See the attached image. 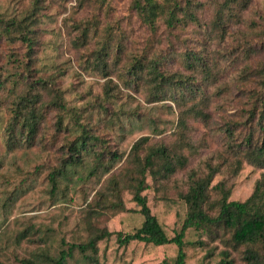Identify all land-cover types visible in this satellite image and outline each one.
I'll use <instances>...</instances> for the list:
<instances>
[{"label":"trees","instance_id":"16d2710c","mask_svg":"<svg viewBox=\"0 0 264 264\" xmlns=\"http://www.w3.org/2000/svg\"><path fill=\"white\" fill-rule=\"evenodd\" d=\"M254 1L128 0V20L148 33L130 50L125 31L108 22L109 0H76L74 13L87 9L90 19L70 15L63 25L81 73L95 79L79 97L48 56L55 43L41 40L46 0L0 6V45L12 64H0V264H108L99 252L110 240L120 249L173 248L163 264H187L188 245L205 251L199 264H264V7L254 10ZM165 111L173 132L161 140L156 115ZM195 123L207 129L197 140ZM136 127L148 134L121 150ZM207 136L219 147L201 158ZM246 168L259 172L252 192L232 199ZM40 177L49 202L84 185L94 194L72 228L67 217L31 223L7 243L19 220L7 224L4 209ZM150 194L182 212L172 236ZM125 214L132 228L108 227Z\"/></svg>","mask_w":264,"mask_h":264},{"label":"rangeland","instance_id":"374dc122","mask_svg":"<svg viewBox=\"0 0 264 264\" xmlns=\"http://www.w3.org/2000/svg\"><path fill=\"white\" fill-rule=\"evenodd\" d=\"M31 0H0V6H3L5 3L10 2L11 9H21L27 7ZM76 0H69V2H64L63 0H46L47 15L48 18H43V23L41 24V40L46 43V41H53L54 46L47 47L48 56L53 55L54 60L59 65L64 74L62 76V85L71 87L76 91L77 96L79 97V92L86 89L90 84L88 82H93L95 79L81 73L77 65L78 54L75 53V49L71 46L69 42V37L66 33V28L64 27V19L68 18L70 15L79 17L81 19L88 18L90 19V14L87 9L79 10L77 13L73 11V6H75ZM110 9L108 10V22L116 23L125 31L127 35L128 47L130 50H134L138 47H143L146 45L144 39L148 37V33L145 27L139 26L137 21H134L133 18L128 20V0H109ZM264 7V0H255L253 9L259 10ZM103 12L100 16V23L104 25L106 22L103 19ZM139 48V49H140ZM44 50L46 55V48L41 47ZM40 49V50H41ZM7 52L6 46L4 44L0 45V64H3L5 69L11 70L12 64L8 59L3 58L4 51ZM19 53L22 54V49H17ZM8 58V56H7ZM2 60V61H1ZM46 62V61H45ZM77 75H81L80 77ZM81 79L86 83L82 84ZM115 80L114 78H112ZM98 83H102L104 80L97 79ZM92 88L95 92L99 90L97 84H92ZM78 103H83L84 100L80 101V98L76 100ZM235 106H229L227 108V113H233ZM167 112V111H165ZM157 117H160L165 124L160 125L161 134L156 135L157 139H163L168 137L173 132L172 125L170 124L173 121V116L170 112L158 114ZM167 121L168 124H167ZM195 132L193 137L195 140L202 138L207 134V129L200 123H195ZM148 134L147 132L139 131V128H133L132 132L124 133V139L120 144V149L128 151L129 146L140 136ZM207 147L201 151V158H205L209 155L210 152L218 149V145L210 137H206ZM199 158L193 160V164H197ZM34 162L32 160H27L24 164L26 170L31 171V165ZM259 176V172H253L252 168H246L236 180V186L233 190L232 199L235 200H245L252 192L253 183L256 178ZM42 177L28 186L30 189L25 188L18 193L17 197L13 200V205L8 210V206L4 209V213H7L6 216H9L7 224L12 223L14 220H19V222L14 225V231L9 234H12V237H9V234L6 235L7 243L13 238L15 231L20 230L28 224L40 223L46 225L48 221L59 222L62 218L67 217L70 221V226L76 223L75 219L72 216L78 214L79 209L84 208L91 199V196L94 192L89 190L90 186H83L77 188L76 190L70 189L67 191V196L57 202H49L47 199L45 190V184L41 183ZM223 179V175H218L213 185L220 182ZM27 189V190H26ZM152 194L149 195L151 201V206L153 212L158 216L161 224L166 230L169 236H172L174 229H178L177 225L179 220L183 217L182 212L179 208L167 207L165 204L156 205L152 200ZM86 198V199H85ZM85 199V200H84ZM128 199V197H127ZM84 200V202H83ZM128 201V200H126ZM83 203V204H82ZM0 201V205H1ZM132 204L127 202V209ZM8 210V211H7ZM133 216L131 214H125L118 221L111 220L107 223L110 229H128L127 227L130 224V227H133L135 223ZM71 219V220H70ZM132 224V225H131ZM178 226V227H177ZM54 227H58L55 225ZM12 228V227H11ZM68 229L65 226H62L61 230L66 232L68 238ZM8 232V230H7ZM1 233V232H0ZM62 234V233H61ZM197 235L187 234L188 241H196ZM208 242V240L206 239ZM6 245V244H5ZM211 245H216L215 243ZM30 248H33L32 246ZM205 251L198 246H186L187 254V264H199L201 262V257L204 255ZM100 256L103 258L104 262L108 264H163V259H168L175 254L173 248H161L155 249L153 247L145 246L143 244H131L126 249H120L114 243L113 240H110L108 243H104L100 246Z\"/></svg>","mask_w":264,"mask_h":264}]
</instances>
